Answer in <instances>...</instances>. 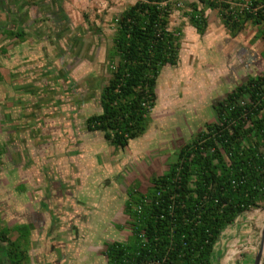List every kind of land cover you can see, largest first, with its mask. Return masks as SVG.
Listing matches in <instances>:
<instances>
[{
  "label": "trees",
  "instance_id": "obj_1",
  "mask_svg": "<svg viewBox=\"0 0 264 264\" xmlns=\"http://www.w3.org/2000/svg\"><path fill=\"white\" fill-rule=\"evenodd\" d=\"M173 1L137 0L111 19L100 112L85 119V128L115 149L147 132L158 78L165 67L178 65L182 32L170 29ZM206 10L218 12L233 39L247 26L255 28L264 60V0H193L185 17L199 36L208 27ZM212 110L215 121L180 147L146 192L127 190L130 236L105 244L106 264H213L222 231L264 207V74L248 76ZM8 232L0 231V242L9 264H28V228L17 230L16 241L7 239Z\"/></svg>",
  "mask_w": 264,
  "mask_h": 264
},
{
  "label": "crops",
  "instance_id": "obj_2",
  "mask_svg": "<svg viewBox=\"0 0 264 264\" xmlns=\"http://www.w3.org/2000/svg\"><path fill=\"white\" fill-rule=\"evenodd\" d=\"M67 18L61 0H0V231L16 241L28 228V264H76L65 250L68 227L81 224L86 211L75 203H86L94 179L91 150H78L91 132L73 122L89 98L75 85ZM263 223L264 207L238 216L220 234L213 264H253ZM39 242L48 250H35ZM0 264H9L1 242Z\"/></svg>",
  "mask_w": 264,
  "mask_h": 264
},
{
  "label": "rangeland",
  "instance_id": "obj_3",
  "mask_svg": "<svg viewBox=\"0 0 264 264\" xmlns=\"http://www.w3.org/2000/svg\"><path fill=\"white\" fill-rule=\"evenodd\" d=\"M136 1L61 0L69 16L66 32L68 43L73 45V56L68 59L73 62L75 85L82 84L86 90L83 94L89 98L73 117L79 133L84 131L85 119L100 112L98 96L107 78L104 55L111 45V19ZM191 2L172 3L170 29L180 28L182 32L179 62L176 67H165L158 78L157 101L147 132L123 150L105 145L99 133L83 135V141L90 145L78 150H91L88 160L94 179L88 205L83 200L75 203L86 211L81 224L68 227L73 240L66 247L63 245L71 254V263L106 264L105 244L124 242L130 236L124 211L127 190L136 187L139 192H146L150 178L167 171L180 147L202 131L205 124L215 121L212 106L248 76L264 74V60L260 56L263 40L255 38V28L247 26L233 39L222 26L218 12L206 10L208 28L199 36L185 17ZM82 60H87L83 66ZM23 190L16 187L18 192ZM47 247V242H39L35 250H48Z\"/></svg>",
  "mask_w": 264,
  "mask_h": 264
},
{
  "label": "water",
  "instance_id": "obj_4",
  "mask_svg": "<svg viewBox=\"0 0 264 264\" xmlns=\"http://www.w3.org/2000/svg\"><path fill=\"white\" fill-rule=\"evenodd\" d=\"M263 254H264V223L260 234L259 249L258 252L256 253L253 264H261L263 259Z\"/></svg>",
  "mask_w": 264,
  "mask_h": 264
}]
</instances>
